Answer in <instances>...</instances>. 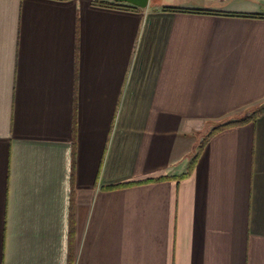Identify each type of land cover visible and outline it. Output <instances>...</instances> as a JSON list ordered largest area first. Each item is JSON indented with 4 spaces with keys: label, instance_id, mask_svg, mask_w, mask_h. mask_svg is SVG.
Segmentation results:
<instances>
[{
    "label": "crops",
    "instance_id": "0c3cea01",
    "mask_svg": "<svg viewBox=\"0 0 264 264\" xmlns=\"http://www.w3.org/2000/svg\"><path fill=\"white\" fill-rule=\"evenodd\" d=\"M102 2L0 0V264H264V0Z\"/></svg>",
    "mask_w": 264,
    "mask_h": 264
},
{
    "label": "trees",
    "instance_id": "16d2710c",
    "mask_svg": "<svg viewBox=\"0 0 264 264\" xmlns=\"http://www.w3.org/2000/svg\"><path fill=\"white\" fill-rule=\"evenodd\" d=\"M64 1V0H63ZM100 6L106 7V8H125V9H136L134 7L131 6H124V5H119V4H115L112 2H102L99 4ZM174 12H187V11H183V10H174ZM188 13H193V14H207L206 12L203 11H189ZM250 18H257V19H262L264 18V16H259V15H252V16H248ZM264 112V106H260L252 111H250L248 114H243L241 116H235L232 119H228L224 122L218 123L217 125L214 126L213 129H211L207 135L206 138L210 137L211 135L225 129L228 127H233V126H237V125H241L250 121H254L255 118ZM187 174H184L182 176H185Z\"/></svg>",
    "mask_w": 264,
    "mask_h": 264
},
{
    "label": "water",
    "instance_id": "95a60500",
    "mask_svg": "<svg viewBox=\"0 0 264 264\" xmlns=\"http://www.w3.org/2000/svg\"><path fill=\"white\" fill-rule=\"evenodd\" d=\"M119 5H128L138 9H147L150 0H109Z\"/></svg>",
    "mask_w": 264,
    "mask_h": 264
},
{
    "label": "rangeland",
    "instance_id": "374dc122",
    "mask_svg": "<svg viewBox=\"0 0 264 264\" xmlns=\"http://www.w3.org/2000/svg\"><path fill=\"white\" fill-rule=\"evenodd\" d=\"M94 1H102V0H94ZM247 114V113H249V112H242L241 114H238L237 116H241V115H243V114Z\"/></svg>",
    "mask_w": 264,
    "mask_h": 264
}]
</instances>
